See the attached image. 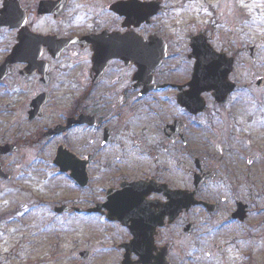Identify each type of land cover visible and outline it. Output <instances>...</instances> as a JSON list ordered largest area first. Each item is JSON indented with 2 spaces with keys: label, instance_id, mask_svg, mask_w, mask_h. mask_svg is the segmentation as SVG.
<instances>
[{
  "label": "flooded vegetation",
  "instance_id": "1",
  "mask_svg": "<svg viewBox=\"0 0 264 264\" xmlns=\"http://www.w3.org/2000/svg\"><path fill=\"white\" fill-rule=\"evenodd\" d=\"M177 8L172 0H0V114L9 118L8 139L0 142V148L8 147V154L0 157V165L10 175L0 181L31 178L32 168L51 167L54 176L78 195L59 203L45 199L35 201V205L26 202L29 212L36 206L45 207L57 218L70 216L87 226L100 221L121 230L125 238L111 248L128 264L137 260L138 251L126 248L132 239L128 228L135 225L130 219L127 227L109 221L106 214L114 203L107 197L115 200L121 191L126 198L141 196L152 207L155 220V204L166 203L168 191L190 188H175L163 175L167 170L155 171L153 130L142 127L136 130L139 134L128 135L130 128L119 130L112 123H126L131 116L140 120L145 111L148 120L155 117L159 122L155 128L159 147L168 152H209L206 130L200 124L205 112L191 115L178 105V99L188 95L192 77V39L225 53L235 66L234 56L213 46L206 28L178 35L176 24L171 22ZM185 27L178 30L185 32ZM178 37H184L183 42ZM200 97L207 110L211 93ZM115 137L119 143L114 142ZM32 147L42 153L36 161L29 159ZM125 147L131 163L123 155ZM218 154L223 156L222 151ZM6 157L15 158L13 171L7 168ZM232 157L233 161L241 159ZM248 158L251 164L246 172L254 183L257 176H264V156L255 146ZM146 159L154 160L144 165ZM198 164L204 172L215 175L206 167L204 156ZM73 167H78L74 177ZM194 172H190L191 181ZM44 180L46 191L48 180ZM99 205L97 213L91 211ZM62 206L80 211L57 214ZM198 209L206 210L203 206ZM189 214L183 213L173 224H168L167 216L158 219L162 225L149 238L152 257L168 244L170 250L175 246L177 240L170 241L168 233ZM244 214L239 224L248 220V206Z\"/></svg>",
  "mask_w": 264,
  "mask_h": 264
},
{
  "label": "rangeland",
  "instance_id": "2",
  "mask_svg": "<svg viewBox=\"0 0 264 264\" xmlns=\"http://www.w3.org/2000/svg\"><path fill=\"white\" fill-rule=\"evenodd\" d=\"M172 2L178 7L171 20L176 24L178 35L195 34L206 28L213 46L235 58L229 78L236 85L235 92L223 106L208 100L205 115L200 119L206 130L209 152L179 149L168 152L159 147L155 130L159 122L155 117L148 120L145 111L139 115L141 121L131 116L128 122L117 121L112 126L119 130L130 128L128 135L142 127L153 130L155 148L151 156H155V171L167 170L163 175L175 188H191L190 172L195 171L193 157L204 156L206 167L215 172V179L200 189L198 199L216 204L217 211L208 215L203 209H193L168 233L170 241L177 240L169 252V264H264V176H257L252 183L245 166V158L253 154L255 146L264 156V88L255 85L258 79H264V0ZM182 26L185 32L178 30ZM178 40L183 42L184 37ZM250 47L257 48L253 60L249 57ZM8 121L6 114H0V142L8 139ZM114 140L119 143L118 137ZM216 145L223 153L221 158L215 151ZM126 149L123 155L131 163L130 151ZM39 151L38 147H32L29 159H40ZM102 156L105 160V155ZM232 156L241 159L233 161ZM4 160L13 171L15 158ZM153 160L146 159L144 165ZM262 168L263 165V174ZM142 170L147 172L146 167ZM54 174L51 167L32 168L31 178L0 181V264H120V252L111 247L125 238L121 230L100 221L87 226L81 219L70 216L57 218L45 207L36 206L30 212L26 208V202L30 201L33 205L39 199L59 203L78 195ZM236 176L239 180H235ZM45 178L48 180L46 191ZM237 202L246 204L250 210L243 224L230 219ZM185 221L194 224L193 234L182 232ZM220 246L222 249L218 250ZM82 252H91V258L80 259Z\"/></svg>",
  "mask_w": 264,
  "mask_h": 264
},
{
  "label": "water",
  "instance_id": "3",
  "mask_svg": "<svg viewBox=\"0 0 264 264\" xmlns=\"http://www.w3.org/2000/svg\"><path fill=\"white\" fill-rule=\"evenodd\" d=\"M191 48L192 54L190 55V57L195 59V64L192 80L188 85L190 88L188 92L189 97L187 99H180L179 104L182 107L186 108L188 112L196 114L204 109V103L199 97L201 93L213 92L212 96L215 102L222 103L227 95L233 91L234 85L229 83L227 80L228 75L232 71L231 59H227L224 55L215 54L207 45H205V42L204 45H198L196 38L192 40ZM250 50L251 57H253L256 50L255 48H251ZM161 59L162 58H159L158 61H160ZM156 65L157 63L153 64L152 68H154ZM152 68H149V71H151ZM263 85V81L260 80L259 82H257V86L262 87ZM7 153L8 147L0 149V155ZM61 170L67 171V169ZM70 170L73 172L74 177V175L78 171V167L70 168ZM0 178H8V176L1 171V166ZM200 184L201 181L196 180V189ZM80 185H83V183H80ZM122 187L124 190H127L125 186ZM194 195L195 192L191 193L188 196L179 191L170 192L169 195H167L169 203L165 205L166 207H163V211L159 215L160 221H162V219L166 215H169V222L172 223L173 220L182 211V209H185L187 211L190 207L199 205L200 203L195 201ZM118 196L119 197H117L115 200L109 198L111 204L114 203V205L111 208H108L109 212L107 218H109L110 220H116L122 225H126V221L132 217L131 215H133V213L135 214V216L137 215V217L133 215L137 220V225L129 227L130 232L134 238L131 241L130 245L126 247H139L138 261L135 262V264H168V262L166 261L167 250H164L158 255L156 262L155 260L154 262L151 261L149 244L145 241V236H147L146 234L152 235L153 230L162 225L161 222L156 220L155 222H153L151 219H149L147 217L148 215L144 212L145 208H143L142 206L134 207L136 202L138 203L142 201L141 198H134V195L132 197L126 198L124 196V191H121ZM64 211L69 212L70 209H59L58 213H62ZM92 211L97 212L98 209ZM147 228L149 229V231H151L150 233H148L149 231ZM188 231H190V228ZM80 257L82 259H87L89 257V254L83 253L80 255ZM122 264H128V260L124 258Z\"/></svg>",
  "mask_w": 264,
  "mask_h": 264
}]
</instances>
